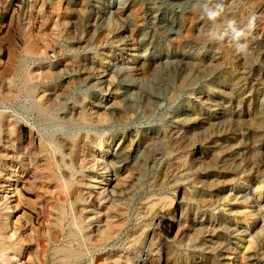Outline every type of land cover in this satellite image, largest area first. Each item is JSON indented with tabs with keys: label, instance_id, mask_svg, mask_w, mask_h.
<instances>
[{
	"label": "rangeland",
	"instance_id": "1",
	"mask_svg": "<svg viewBox=\"0 0 264 264\" xmlns=\"http://www.w3.org/2000/svg\"><path fill=\"white\" fill-rule=\"evenodd\" d=\"M217 4L224 11L211 19L205 6ZM0 9V117L26 136L1 135L0 214L11 235L31 240L24 261L58 205L56 183L39 172L48 158L61 181L64 170L77 188L82 180L77 205L93 246L105 221L124 225L79 264L97 255L264 264V0H0ZM253 14L237 52L229 24L243 28ZM75 138L89 143L77 167L61 148Z\"/></svg>",
	"mask_w": 264,
	"mask_h": 264
},
{
	"label": "bare ground",
	"instance_id": "2",
	"mask_svg": "<svg viewBox=\"0 0 264 264\" xmlns=\"http://www.w3.org/2000/svg\"><path fill=\"white\" fill-rule=\"evenodd\" d=\"M2 1V0H1ZM249 2V1H248ZM3 3V2H2ZM11 4V3H10ZM60 4V3H59ZM1 11V9H0ZM45 21V20H44ZM9 29V28H8ZM8 31V30H7ZM8 34V33H7ZM11 34V33H10ZM20 37V36H19ZM10 38V36H9ZM12 41V40H11ZM37 42V40H35ZM16 42V40H15ZM11 43V42H10ZM15 44V43H14ZM13 44V45H14ZM46 45V44H45ZM33 46V45H32ZM34 47V46H33ZM12 48V47H11ZM9 49V48H8ZM15 50V49H14ZM22 50V49H21ZM28 50V49H27ZM21 53V51H19ZM45 52V51H44ZM29 53V52H28ZM31 53V52H30ZM40 53V52H39ZM31 57V56H30ZM39 58V57H38ZM15 59V58H14ZM13 61V60H12ZM15 61V60H14ZM12 64V63H11ZM39 64V63H38ZM6 68V66H5ZM4 68V69H5ZM30 70V69H29ZM15 73V72H13ZM5 75V74H4ZM241 75V74H240ZM13 76V75H12ZM68 76V75H67ZM7 77V76H6ZM15 78V77H14ZM33 78V77H32ZM46 78V76L44 77ZM48 78V77H47ZM9 80V78H8ZM14 80V79H13ZM12 80V81H13ZM3 83V82H2ZM35 83V82H34ZM9 84V83H8ZM11 85V84H10ZM43 85V84H42ZM39 86V85H38ZM17 87V86H16ZM5 89V88H4ZM7 94V93H6ZM11 94L12 93H8ZM61 95V94H60ZM7 96V95H6ZM42 96V95H41ZM59 96V95H58ZM56 99V98H55ZM63 99V97H62ZM12 100V99H11ZM40 100V97H39ZM47 101V100H46ZM65 101V100H64ZM76 101V100H75ZM59 103V102H58ZM61 103V102H60ZM66 104V103H65ZM46 105V104H44ZM57 108V107H55ZM72 114H74L73 112L76 113V108L75 106H73L72 108ZM70 113V114H71ZM71 114V115H72ZM112 114V113H111ZM260 116V115H259ZM76 117V116H75ZM71 118V116L69 117ZM201 118V117H200ZM230 118V117H229ZM64 119V118H63ZM77 121V120H76ZM20 122V121H19ZM260 125V124H259ZM225 126V125H224ZM210 127V126H209ZM261 127V126H260ZM24 126L23 124H17V123H13V121L11 122L10 119L6 118L5 116H1L0 117V138L2 134H6L8 136V138L10 139L9 141L11 142V144H15V143H19V142H25V138L26 136L24 135ZM32 130V129H31ZM214 131V130H213ZM255 131V130H254ZM259 131V130H258ZM257 132V131H256ZM255 132V133H256ZM199 133V131L197 132ZM206 133V132H205ZM76 134V133H75ZM98 135V134H96ZM82 136V135H81ZM87 136V135H86ZM85 136V137H86ZM199 136V135H198ZM208 136V135H207ZM80 137V136H79ZM100 137V136H99ZM212 137V136H211ZM63 138V137H62ZM33 134L30 133L29 135V140L31 142H33ZM207 139V138H206ZM40 140V139H39ZM3 141V140H2ZM35 142V140H34ZM40 144V143H39ZM47 145V144H45ZM89 143L87 142V139H82V138H75L72 141L70 140H65L62 141L61 143V148L64 149V151L70 156L71 158V162L73 165H75L77 167V161L79 160V162L81 163V166L83 164V156L86 155L84 154L83 150L85 151V149L88 147ZM197 145V144H196ZM177 146V145H176ZM46 146H43L40 144L39 149H37L36 151H39V156L41 154L44 155V153L48 152L45 148ZM176 148V147H174ZM5 150H7V148L5 147ZM63 151V152H64ZM186 150H184L183 152H185ZM35 152V151H34ZM32 153L30 158L31 161H33L32 157L35 156V153ZM53 152V151H52ZM179 152V151H178ZM57 153V152H56ZM58 154V153H57ZM94 154V153H93ZM176 154V153H175ZM2 155V154H1ZM3 156V155H2ZM38 156V157H39ZM68 156V157H69ZM172 156V155H171ZM36 157V156H35ZM51 157V156H50ZM49 157V158H50ZM176 157V156H175ZM10 158V157H9ZM37 158V157H36ZM156 158V157H155ZM89 159V158H88ZM159 159V158H158ZM173 159V158H172ZM64 160V159H63ZM15 161V160H14ZM17 161V160H16ZM37 162V161H36ZM35 162V163H36ZM52 162V160H51ZM49 161V159L47 158L44 162L43 165L41 166V170L39 171L42 175H45L46 177L51 178L54 183H56V189H57V194H58V198H57V207L56 209H52L53 210V219L54 222H49L48 225H45V223H42L41 225L47 228L48 226V230L45 231L43 229H41V233L38 234V237L35 236L34 239L38 240V249L35 248L32 244V251L34 250L33 254H31L29 256V259L26 261H24V256L22 257V247L25 246L24 244H28L29 241H31L30 239H27L26 237L20 236L18 235L16 232L13 235L10 234V231H8L7 229H5V226L2 225L1 223V214H0V264L4 263V264H50L52 262V264H79L81 263L83 260H85L90 253H94L97 252L98 249H100L101 247L107 246L108 243L114 236V233L112 234V230L114 229L116 231V234H118V232H122L121 230L123 229L124 225H122L120 222L114 224L111 221H108L107 218H105L107 221H105V226L106 229H102L103 231L100 232L99 237L95 238L96 239V246H93L91 243V238L89 237V232L87 233V229H89L86 225V214L85 211H87V208H82V205H77V201L79 199H82L83 197V189H81L82 187H80L82 180H78V182L80 183L79 188H77L75 181L77 179H72L70 175V173L66 170H64L63 172L60 173L62 181L60 180V176H58V174L54 171L53 168V164ZM126 162V161H125ZM63 163V162H62ZM85 163V162H84ZM117 163V162H116ZM170 163V162H169ZM71 164V165H72ZM86 164V163H85ZM84 164V166H85ZM172 164V163H171ZM40 165V164H39ZM68 165V164H67ZM79 165V164H78ZM201 165V164H200ZM36 166V165H35ZM38 166V165H37ZM80 166V165H79ZM91 166V165H90ZM173 166V165H172ZM211 166V165H210ZM175 167V166H174ZM178 167V166H177ZM37 168V167H36ZM92 168V167H91ZM95 168V167H94ZM176 168V167H175ZM39 170V169H38ZM93 170V169H92ZM91 170V171H92ZM173 170V169H172ZM182 170V169H181ZM57 171V170H56ZM80 171V170H79ZM167 171V170H166ZM211 171V170H210ZM35 172V171H34ZM38 172V171H36ZM88 172V171H87ZM73 173V172H72ZM195 173V172H194ZM3 173L0 172V175H2ZM82 174V173H81ZM190 174V173H189ZM36 175V174H35ZM167 175V174H166ZM170 175V174H169ZM74 176V174H73ZM4 177V176H3ZM42 177V176H41ZM77 178V177H76ZM43 179V178H42ZM159 179V178H158ZM263 180V179H262ZM46 181V180H45ZM44 182V181H43ZM77 182V184H79ZM50 183V182H48ZM262 183V182H261ZM52 184V182L50 183ZM43 185V184H42ZM46 185V184H44ZM43 185V186H44ZM3 186V185H2ZM34 186V185H33ZM161 186V185H160ZM165 186V185H164ZM189 187V186H188ZM38 188V187H37ZM43 188V187H42ZM92 188V187H91ZM41 189V188H39ZM42 190V189H41ZM46 191V189H45ZM51 191V190H50ZM54 191V190H53ZM52 191V192H53ZM50 192V193H52ZM168 192V191H167ZM91 193V192H90ZM21 194V193H20ZM45 194V193H44ZM88 194V193H87ZM184 194V193H183ZM16 195V194H15ZM51 195H54L53 193ZM14 196V195H13ZM45 196H47V194H45ZM50 196V195H48ZM194 196V195H193ZM196 196V195H195ZM56 197V195H55ZM54 197V198H55ZM85 197V196H84ZM83 197V198H84ZM88 197V196H87ZM92 197V195H91ZM129 197V196H128ZM5 198V197H4ZM86 198V197H85ZM174 198V197H173ZM40 199V198H39ZM43 199V197H42ZM90 199V197H89ZM180 199V198H179ZM227 199V198H226ZM53 200V198H52ZM85 200V199H84ZM55 201V200H54ZM87 201V200H86ZM184 201V200H183ZM72 203L75 204L73 205L72 209H71V213H69V209L67 204L68 203ZM85 202V201H84ZM88 202V201H87ZM86 202V203H87ZM228 202V201H227ZM90 207H94V203L93 201H90L89 203H87ZM219 204V203H218ZM3 205V204H2ZM71 205V204H70ZM21 206V205H20ZM124 206V205H123ZM129 206V205H128ZM160 206V205H159ZM203 206V205H202ZM45 207V206H44ZM43 207V210H44ZM109 207V206H108ZM107 207V208H108ZM122 207V206H121ZM157 207V206H156ZM207 207V206H206ZM218 207V206H217ZM7 208V207H6ZM53 208V207H51ZM106 208V209H107ZM153 208V207H152ZM158 208V207H157ZM203 209V208H202ZM209 209V208H208ZM51 210V209H50ZM51 210V211H52ZM89 210V209H88ZM111 210V209H110ZM146 210V209H145ZM155 210V209H153ZM213 210V209H212ZM1 211V210H0ZM47 211V210H44ZM142 211V210H141ZM169 211V210H168ZM5 212V211H4ZM40 212V211H39ZM115 212V211H114ZM129 212V211H128ZM2 213V212H1ZM23 213V211H22ZM31 213V212H30ZM88 213V212H87ZM99 213V212H98ZM119 213V212H117ZM130 213V212H129ZM146 213V212H145ZM144 213V214H145ZM226 213V212H225ZM45 214V213H44ZM105 214V213H104ZM122 214V213H121ZM119 214V215H121ZM156 214V212H155ZM190 214V213H189ZM150 215V214H149ZM158 215V214H157ZM33 216V215H32ZM44 216V215H43ZM74 216V219L71 220V217ZM99 216V215H98ZM103 216V215H102ZM106 217H110V212H107L105 214ZM143 216V215H142ZM155 216V215H154ZM40 217V216H39ZM51 217V216H50ZM49 217V218H50ZM94 217V216H93ZM92 217V219H93ZM124 217V216H123ZM127 217V216H126ZM248 217V216H247ZM42 218V217H41ZM48 218V217H47ZM52 218V217H51ZM99 218V217H98ZM128 218V217H127ZM43 219V218H42ZM88 219V218H87ZM95 219V218H94ZM143 219V218H142ZM213 219V218H212ZM33 222L36 224L37 222V218L36 216L32 217ZM100 220V219H98ZM112 220V219H109ZM22 221V220H21ZM29 221V220H28ZM49 221V220H48ZM47 221V222H48ZM93 221V220H92ZM128 220H125V223H127ZM10 222V220H9ZM30 222V221H29ZM44 222V221H43ZM124 222V221H123ZM152 222V221H151ZM150 222V223H151ZM33 223V224H34ZM90 223V222H89ZM21 224V223H20ZM29 224V223H28ZM88 224V222H87ZM91 224V223H90ZM103 224V223H102ZM124 224V223H123ZM31 225V224H30ZM101 225V224H99ZM148 225V224H147ZM93 226V225H92ZM24 227V226H23ZM36 227V226H35ZM22 228V227H21ZM105 228V227H104ZM20 229V228H19ZM24 229V228H23ZM17 230V229H16ZM37 230V229H36ZM140 230V229H139ZM142 230V229H141ZM14 231V230H13ZM138 231V230H136ZM198 231V230H197ZM200 231V230H199ZM40 232V231H39ZM140 232V231H139ZM145 232V231H144ZM28 233V232H27ZM92 233V232H91ZM99 233V232H98ZM200 233V232H199ZM143 234V233H141ZM36 235V234H35ZM96 235V234H95ZM131 235V234H130ZM238 235V234H237ZM97 236V235H96ZM134 236V235H133ZM241 236V235H240ZM22 237V238H21ZM33 237V235H32ZM31 237V238H32ZM135 237L136 234H135ZM29 238V237H28ZM144 238V237H142ZM14 239V241H13ZM94 239V237H93ZM115 239V237H114ZM29 240V241H28ZM34 240V241H36ZM128 240V239H127ZM5 241H10V244H6L4 243ZM140 241V239H139ZM143 241V240H142ZM242 241V240H241ZM33 242V241H32ZM31 242V243H32ZM121 242V241H120ZM243 242V241H242ZM9 243V242H8ZM124 243V242H123ZM30 244V243H29ZM55 246V250L53 252V254L51 255V249L52 247ZM132 246V245H131ZM140 246V245H139ZM238 246V245H237ZM116 247V246H115ZM136 247V245H135ZM239 247V246H238ZM250 247V246H249ZM129 248V247H128ZM131 248V247H130ZM173 248V247H172ZM31 249V248H30ZM101 250V249H100ZM99 250V251H100ZM124 250V249H123ZM162 252V251H161ZM102 254V253H101ZM107 254V253H106ZM123 255V254H122ZM53 256V257H51ZM108 256V255H107ZM106 259V258H105ZM108 259V258H107ZM106 259V260H107ZM113 259V258H111ZM123 259V258H122ZM92 260V259H90ZM105 260V261H106ZM119 260V259H117ZM125 260V259H124ZM103 258L101 256L95 257V261L96 264H105L103 262ZM127 261V260H126ZM133 261V260H132ZM246 261V260H245ZM108 262V261H107ZM106 262V263H107ZM112 262V261H110ZM122 262V261H121ZM92 263V262H91ZM120 263V261H119ZM108 264V263H107ZM131 264V263H130Z\"/></svg>",
	"mask_w": 264,
	"mask_h": 264
},
{
	"label": "clouds",
	"instance_id": "3",
	"mask_svg": "<svg viewBox=\"0 0 264 264\" xmlns=\"http://www.w3.org/2000/svg\"><path fill=\"white\" fill-rule=\"evenodd\" d=\"M204 10L209 18L215 19L216 17L220 16L223 13L224 7L222 4H217L215 9H209L207 8V6H205ZM257 19H258L257 15L253 14L248 19L247 24L243 28L229 24L230 40L234 44L237 52H245L246 49L248 48L247 33H250L252 30H254ZM209 34L213 35L212 33ZM224 35H228V33H224L222 35H216L214 36V38L223 39Z\"/></svg>",
	"mask_w": 264,
	"mask_h": 264
}]
</instances>
